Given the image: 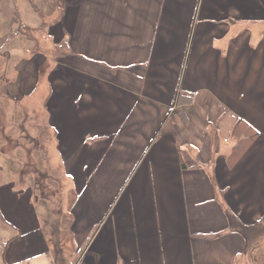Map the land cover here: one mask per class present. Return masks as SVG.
Returning <instances> with one entry per match:
<instances>
[{"label": "crops", "instance_id": "0c3cea01", "mask_svg": "<svg viewBox=\"0 0 264 264\" xmlns=\"http://www.w3.org/2000/svg\"><path fill=\"white\" fill-rule=\"evenodd\" d=\"M2 21L0 264L264 256V0H56L35 50Z\"/></svg>", "mask_w": 264, "mask_h": 264}, {"label": "rangeland", "instance_id": "374dc122", "mask_svg": "<svg viewBox=\"0 0 264 264\" xmlns=\"http://www.w3.org/2000/svg\"><path fill=\"white\" fill-rule=\"evenodd\" d=\"M55 7L56 0H0V30H3L2 20L9 23L10 21H15V23L17 24L15 29L16 31H18V29L20 28V23L23 20L24 25L28 27V30H25L23 32V34L25 33L27 37L25 40L27 48L30 50H35L36 48L43 49L45 48V43H40L44 38L43 35H45L43 19L48 15V13L53 12L55 10ZM41 29L43 31H41ZM16 40L20 41L18 39ZM41 119H43V115L41 116ZM40 135L44 139L46 138L47 142L51 141V138L49 137L51 135H49V133L45 137L44 132L41 131ZM48 143L49 147L51 143ZM47 179L50 183V178L47 177ZM254 258L256 264H264V256L255 255Z\"/></svg>", "mask_w": 264, "mask_h": 264}, {"label": "trees", "instance_id": "16d2710c", "mask_svg": "<svg viewBox=\"0 0 264 264\" xmlns=\"http://www.w3.org/2000/svg\"><path fill=\"white\" fill-rule=\"evenodd\" d=\"M243 144H242V142L241 143H238L236 146H235V148H234V150H233V152L231 153V156H230V159L231 160H233V161H236L238 158H239V156L242 154V152L244 151V149H243Z\"/></svg>", "mask_w": 264, "mask_h": 264}]
</instances>
